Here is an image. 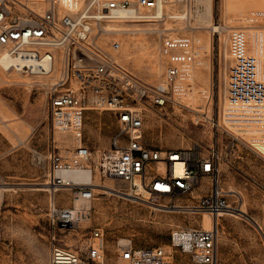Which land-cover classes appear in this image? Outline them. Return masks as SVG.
Segmentation results:
<instances>
[{"label": "built area", "instance_id": "1", "mask_svg": "<svg viewBox=\"0 0 264 264\" xmlns=\"http://www.w3.org/2000/svg\"><path fill=\"white\" fill-rule=\"evenodd\" d=\"M189 0H0V48L9 58L20 59L11 68L35 76L49 75L59 68L54 82L45 84L53 128L71 134V147L55 143L49 150L46 182L50 194L49 222L52 239L48 264H174L173 255L163 246H137L130 236L119 235L108 250L105 231L93 226L79 242L88 246L83 258L69 246L57 244V230L79 231L89 221L97 198L96 177L124 183L126 194L152 204L169 200L167 208L186 212H207L216 218L213 227L187 224L171 234V246L189 254L196 264H219V222L221 213H242L240 199L230 201V192L220 183L221 160L240 142L264 153V82L257 79L256 57L248 53L247 29L235 27L229 37L234 64L230 68L229 107L236 108L231 119L249 120L258 125L259 137H242L230 127L217 124L228 134L207 151L197 143L189 148H159L145 142L147 111L166 106L174 95L173 83L184 76L185 66L196 57L197 47L190 38L170 39L166 47L175 51L166 68V83L149 84L116 61L98 42L115 20L147 22L161 20L169 4H188ZM250 24L264 30V9H253ZM96 33V37L94 34ZM119 42L112 47L117 49ZM60 60V61H59ZM89 110H109L117 129L109 145L94 149L86 135ZM164 163V170L154 166ZM79 168L90 173L87 182H70L60 173ZM207 180V183L204 181ZM67 187V189H63ZM61 190L70 196L60 200ZM239 198V197H238ZM70 200L63 204L61 201ZM203 216V215H202ZM0 210V224H1ZM82 232V231H81Z\"/></svg>", "mask_w": 264, "mask_h": 264}, {"label": "rangeland", "instance_id": "2", "mask_svg": "<svg viewBox=\"0 0 264 264\" xmlns=\"http://www.w3.org/2000/svg\"><path fill=\"white\" fill-rule=\"evenodd\" d=\"M245 1L250 0H213V20L208 25L204 22L208 8L206 0H189L186 11L179 6H170L172 15L184 17L123 22L126 26L139 23L151 29L135 39L136 44L131 39L138 34H116L121 43L118 52L112 47L115 34L101 33L97 37L106 51L117 55L134 75L147 83H156L164 77L170 53L163 45L164 37L188 33L201 38L203 46L198 59L201 63L195 68L194 84L177 99L172 94L166 106L148 109L146 144L159 148H189L199 143L207 151L219 140L225 150L229 137L222 129L218 130L217 120L233 62L229 35L235 27L248 28L245 26L250 23L246 18L253 10H237L230 4ZM241 14L245 19H239ZM212 23L221 24L223 29L215 31ZM253 30L255 28H249L251 44L254 42ZM127 41L133 46L128 48ZM50 80L18 73L15 69L8 71L0 65V186L2 183L7 186L0 187V264H48L50 260L54 243L48 216L50 194L45 189L48 185L43 184L49 167L48 154L54 143L60 148L72 146L71 134L53 128L45 92V83ZM116 129L113 112H87L85 132L94 149L108 146ZM258 146L264 152V144ZM227 151L229 158L221 160L220 164V183L230 191V201L240 199L242 213L226 212L220 216L219 250H236L234 263L230 260L228 264H264V153L242 142ZM154 166L164 170L163 162H156ZM71 178L74 181L88 180L79 173H73ZM96 180L106 184L114 182L100 179L98 175ZM116 182L123 190L127 189L124 183ZM97 188L91 219L83 224L80 232L57 230V244L69 246L81 257L88 258L86 240L79 242V238L93 226H100L105 231L108 250L113 249L119 235H125L133 238L137 246L165 247L173 255L174 264H196L189 254L171 246V234L180 226L201 225L203 214L186 212L181 207L166 209L145 199L110 194L104 192V187ZM69 194L70 191L61 190L58 197L62 200ZM61 202L67 204L70 200ZM160 203L168 204L169 200ZM204 216L208 215L204 213ZM210 221H204L203 217L206 226Z\"/></svg>", "mask_w": 264, "mask_h": 264}, {"label": "bare ground", "instance_id": "3", "mask_svg": "<svg viewBox=\"0 0 264 264\" xmlns=\"http://www.w3.org/2000/svg\"><path fill=\"white\" fill-rule=\"evenodd\" d=\"M199 1H203V0H199ZM206 1H207L208 8H207V10H205L206 21H204L205 19L203 21L205 23H207V25H208V23L211 20H213L212 19V8H211L213 0H206ZM230 5L236 6L237 10H251V9H257V8H263L264 9V0H250V1H245V2H238V3L230 4ZM170 6H176V7L179 6V7H182L183 9H185V11H186L187 4L186 5L185 4H169V5H167V7H165L163 15L169 16L171 18H179V17L185 16V15L183 16L181 14L172 15L170 12ZM202 14H203V12L201 13L200 16H202ZM243 18H244L243 14H241L239 16V19H243ZM150 20L151 19H148L147 21H150ZM154 21H158V20H154ZM247 21H248V19H247ZM123 22H126V21L125 20H115V21H111L107 24V30H108L107 33L115 34L113 42L114 41L119 42L118 48L115 49L116 52H118L119 49L121 48V43L117 39L116 34L126 33V32L131 33V34H138L136 37H132V39H131L132 42L134 40V44H136L135 39H139L142 36L143 32H147L149 29H151V27L145 28V27L141 26L142 24H139V23L136 24V26H126L127 24L123 23ZM256 26L257 25H254V24H249V25L245 26V27H248L247 28V34H248V50L247 51L249 54L254 55L256 57V74H255L256 78L264 82V30H260ZM207 27H209V26H207ZM221 27H223V26H221V24L212 23V28L215 31L222 30L223 28H221ZM250 27L255 28V30H253L254 31V34H253L254 42H252V44H254V46L251 44V36L249 34V28ZM230 34H231V32H230ZM229 37H230V35H229ZM181 38H190V40L192 41L194 46L197 47V54H196L195 60L191 64L185 66L184 71L186 73L184 74V76H178L176 78L175 82L173 83L174 96H176L175 99L183 96L186 93V91H188V89H190V86H192V84H194L195 75H196L195 74V68L201 63V61H199L198 59L201 55V48L203 46L202 42H201V38H199L198 36L188 34V33H183V34L167 35L166 37H164L163 38V45L168 51H170L168 58L166 59V63H165L164 77L162 78V80H160L156 83H150L149 82V84H152V85H159L160 83H162V84L166 83V78H165L166 68L171 63H173L175 51L178 52L180 49L179 48L170 49V48L166 47L165 42L167 40H170V39L178 40ZM132 42L127 41L128 48L130 46H133ZM230 55H231V52H230ZM114 58L122 66H125L121 62V60L119 59V57L117 55H114ZM18 61H21V60L15 59V58H9L8 55H6L5 50L3 48H0V65L3 68L10 71L11 69H13V68H11V65H13V63H19ZM233 64H234V59H233L231 66ZM231 66H230V68H231ZM16 71H18V70H16ZM18 73H21V71H18ZM58 75H59V68L57 67V68H54L53 71L49 75L43 76V77H46L47 79H51L50 81L46 82L45 84H50L51 81L54 82ZM229 86H230V73H229L227 93L225 96L224 103H223L222 107H220V110L218 113L217 124H219V125L222 124V125L228 126L231 129L242 133L241 135L244 138L247 137V139L249 138L252 140L255 137H259L261 132L259 129H257L258 125L256 124L255 121L249 120L248 123H250V125L247 126L246 120L236 119V118L231 119V117H229V116L233 115V112H235L237 110L236 108L229 107V105H230L228 103ZM259 144H264V143L258 142L257 145H259ZM60 173L65 177L66 180H69L70 182H76V183L83 182L81 180H79V181L72 180L71 177H72L73 173H79V176H82V175L86 176L88 178L87 181L90 180V173L86 172L84 170H79V168H74L72 170H63ZM110 180H112V179H110ZM87 181H85V182H87ZM112 181H114V182L110 183V184H106V183H100L96 180L97 186L98 187H104V192H106V193L128 195L125 193V191L120 186H117L118 183L115 180H112ZM43 184L45 185V184H47V182L45 181V182H43ZM0 187L2 189L7 188L5 183H2V185ZM41 189H44V187H41ZM45 189L48 190V187L45 186ZM63 189H67V187H64ZM227 191H229V190H227ZM1 194H2V192H0V197H1ZM128 196H130V195H128ZM155 205L166 208V209H171V208L165 207L166 206L165 204H155ZM173 208H176V207H173ZM185 211H187V210H185ZM204 213H205V215H208V216H204ZM202 214H203L202 218L204 217V221H206L207 219L211 220L210 225L206 226L204 224V227L208 228V229L212 228L213 224L215 223L216 218H214L211 214H209L207 212H202ZM222 214H224V213H221L220 216ZM220 216L218 217V220H219Z\"/></svg>", "mask_w": 264, "mask_h": 264}, {"label": "crops", "instance_id": "4", "mask_svg": "<svg viewBox=\"0 0 264 264\" xmlns=\"http://www.w3.org/2000/svg\"><path fill=\"white\" fill-rule=\"evenodd\" d=\"M236 250L235 249H230V248H226V252H221L219 250L218 252V262L222 261L221 264H228L227 262H229L230 260L233 261L234 263V254H235Z\"/></svg>", "mask_w": 264, "mask_h": 264}, {"label": "water", "instance_id": "5", "mask_svg": "<svg viewBox=\"0 0 264 264\" xmlns=\"http://www.w3.org/2000/svg\"><path fill=\"white\" fill-rule=\"evenodd\" d=\"M247 216L249 217V218H252L249 214H247ZM253 219V218H252Z\"/></svg>", "mask_w": 264, "mask_h": 264}]
</instances>
